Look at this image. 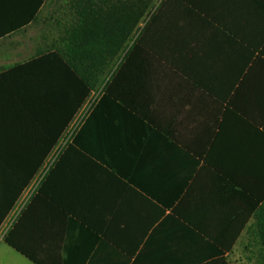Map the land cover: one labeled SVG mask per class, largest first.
<instances>
[{
	"label": "crops",
	"instance_id": "obj_1",
	"mask_svg": "<svg viewBox=\"0 0 264 264\" xmlns=\"http://www.w3.org/2000/svg\"><path fill=\"white\" fill-rule=\"evenodd\" d=\"M49 2L0 0V76L60 48ZM146 27L18 215L10 157L22 171L60 111L6 105L21 147L0 133V264H264V0H163Z\"/></svg>",
	"mask_w": 264,
	"mask_h": 264
},
{
	"label": "trees",
	"instance_id": "obj_2",
	"mask_svg": "<svg viewBox=\"0 0 264 264\" xmlns=\"http://www.w3.org/2000/svg\"><path fill=\"white\" fill-rule=\"evenodd\" d=\"M152 1L75 0V20L64 30L60 48L27 64L16 65L11 69L13 72L0 76L1 85L12 86L0 93V133L3 132L5 140L7 143L11 142L13 147H21L20 124L13 123V130L14 126L18 127L17 133L8 131L6 105L11 102L17 104L14 101L34 105V102L43 100L49 104L54 103L55 107L58 105L60 111L58 118L55 117L54 120L53 138L41 140L33 134L32 138L23 139V148L27 146L29 154L22 157V171L20 155L10 157L13 169V204L25 190L27 182L31 183L33 180L42 160L47 158L58 133L64 132L89 93L96 85L99 88L107 73L115 68L118 56L135 50L139 40L131 42L132 38ZM40 68H43V73L40 74L42 76L28 74L29 71ZM115 74H111L110 80H115ZM39 76L40 82L33 87L29 86ZM51 127L49 123L50 133ZM35 128V125H29V130ZM41 143L44 144L45 155L31 154V149L40 147ZM258 223L264 249V203L258 213Z\"/></svg>",
	"mask_w": 264,
	"mask_h": 264
},
{
	"label": "rangeland",
	"instance_id": "obj_3",
	"mask_svg": "<svg viewBox=\"0 0 264 264\" xmlns=\"http://www.w3.org/2000/svg\"><path fill=\"white\" fill-rule=\"evenodd\" d=\"M162 1L163 0H153L152 1V3L150 4V6H149V8H148V10L146 12V15L144 16V18L139 23L138 30L136 31V33H135V35H134L133 38L138 37L139 35H141L146 30V28H147L146 26L148 25V23H149L152 15H154L157 12V8L160 6V4L162 3ZM74 2H75V0H50L49 3H50V5H52L54 7V10H51L48 13L46 12V14L49 16L46 19H48V21L51 23V25L54 26V28L57 29L58 31H62L63 28L69 27L74 22V20H75V11H74V8H73V3ZM105 72H104V75H105ZM97 86L98 85H96L95 89L91 91L92 94H91V92L89 93V95L87 96L86 99H88V100L89 99H94V98L97 99L99 97V95L101 93V90H98L99 88ZM70 126L71 125L69 124V126L65 130V133H64V135H63L62 138L66 137L67 132L70 131ZM53 152H52V154H53ZM52 154L50 156H52ZM47 158H49V157H47ZM47 158H46V163L48 161ZM48 167L49 166L45 165V170ZM43 172H40V174L37 175L38 178L36 177L37 180L34 182V184L38 182V180L42 176ZM35 190H36V187L33 190V186H32L31 192L32 191L33 192L31 194V196L33 195V193L35 192ZM31 196H30V198H31ZM21 197H22V195L20 196V199H21ZM20 199H19V201H20ZM19 201H18V203H19ZM18 203L16 204V206L18 205Z\"/></svg>",
	"mask_w": 264,
	"mask_h": 264
},
{
	"label": "built area",
	"instance_id": "obj_4",
	"mask_svg": "<svg viewBox=\"0 0 264 264\" xmlns=\"http://www.w3.org/2000/svg\"><path fill=\"white\" fill-rule=\"evenodd\" d=\"M92 94V92H91ZM91 96V95H90ZM96 100V98L94 99H86L85 102L82 104V106L79 108V110L77 111L76 115L73 117L71 123H70V131L67 132L66 137L61 139V142L59 143V145H57V147L55 148L52 156H49L48 161L46 163L47 166H50L59 156L61 150H63L68 143L71 141L72 137L74 136V134L76 133V131L78 130V128L81 126V124L83 123L85 117L87 114L90 113L92 105L94 103V101ZM40 174V173H39ZM43 176V174H42ZM42 176L39 178L38 182L34 184V182L37 180V178L33 179L30 183V187L26 188L22 194V197L18 203V205L15 207V210L13 212L12 215H18L22 208L25 206V204L28 202L32 192H31V188L33 186V190L35 189V187L37 188V185L39 183V181L41 180ZM34 184V185H33ZM15 218V216H14ZM13 222V219H9L7 221V223H5L3 225V227L0 230V239L3 238V235L5 234L6 229H8L11 225V223Z\"/></svg>",
	"mask_w": 264,
	"mask_h": 264
}]
</instances>
